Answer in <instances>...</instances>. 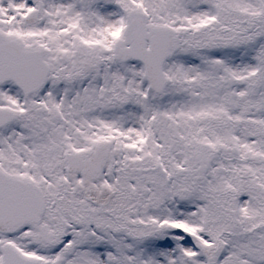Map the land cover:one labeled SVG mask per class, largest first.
<instances>
[{"label":"snow or ice","instance_id":"obj_1","mask_svg":"<svg viewBox=\"0 0 264 264\" xmlns=\"http://www.w3.org/2000/svg\"><path fill=\"white\" fill-rule=\"evenodd\" d=\"M0 264H264V0H0Z\"/></svg>","mask_w":264,"mask_h":264}]
</instances>
